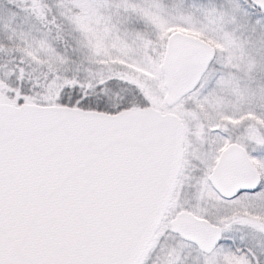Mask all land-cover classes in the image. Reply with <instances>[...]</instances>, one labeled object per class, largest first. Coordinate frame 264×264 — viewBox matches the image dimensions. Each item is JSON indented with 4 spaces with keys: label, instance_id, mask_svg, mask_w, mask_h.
<instances>
[{
    "label": "snow or ice",
    "instance_id": "1",
    "mask_svg": "<svg viewBox=\"0 0 264 264\" xmlns=\"http://www.w3.org/2000/svg\"><path fill=\"white\" fill-rule=\"evenodd\" d=\"M0 264H264V0H0Z\"/></svg>",
    "mask_w": 264,
    "mask_h": 264
}]
</instances>
